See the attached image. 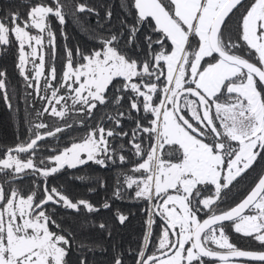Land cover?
Returning a JSON list of instances; mask_svg holds the SVG:
<instances>
[{
    "label": "snow or ice",
    "instance_id": "1",
    "mask_svg": "<svg viewBox=\"0 0 264 264\" xmlns=\"http://www.w3.org/2000/svg\"><path fill=\"white\" fill-rule=\"evenodd\" d=\"M131 6L137 19L129 28L127 45L136 43L142 26L151 29L144 38L148 49L144 59L122 50L119 38L111 35L89 53L77 48L78 59L67 50L59 80L54 63L45 75V37L55 59V33L49 17L65 24L61 0L30 5L26 19L18 11L0 18V46H10L12 38L17 42L19 74L46 102L37 115L65 117L67 100L72 108L80 105L79 110L90 115L98 105L109 102L110 86L115 88L113 103L121 105L127 98L129 119L135 121L130 143L139 158L131 171L141 176L126 175L124 183L128 189L135 186V197L150 205L136 264H206V258L220 264H233L232 258L264 262V251L242 250L233 244L225 224L230 222L235 233L264 247V175L239 204L216 211L225 190L258 158L264 159V0H252L241 14L235 41H226L222 28L226 18L243 7L242 0H132ZM76 11L94 9L78 4ZM154 45L160 50L155 51ZM241 49L244 55L239 54ZM6 75L0 71V93L11 108ZM42 91L50 95H41ZM132 112L138 115L132 117ZM124 115L119 112V118L109 119L119 128ZM47 127L43 122L34 125L37 130ZM61 131L57 127L46 136ZM128 135L97 126L80 142L46 158L54 166L41 169L33 157L45 134L37 131L27 143L5 152L0 172L11 169L20 174L30 169L48 177L65 166L75 168L89 161L107 167L116 152L109 138ZM145 140L147 148L142 147ZM21 153L31 155L22 160ZM119 161L124 163L126 157L120 155ZM44 163L41 159L40 164ZM210 188L212 194L205 195ZM115 195L119 197V189ZM49 202L76 211L81 207L99 211L88 201L73 202L55 187H45L37 200L36 192L24 196L15 188L6 192L0 186V264H67L71 242L46 209ZM201 213L206 217L203 220ZM155 216L164 221L158 237L152 231ZM117 219L123 224L127 217L118 213ZM153 243L155 251H149ZM115 264H123L121 258Z\"/></svg>",
    "mask_w": 264,
    "mask_h": 264
},
{
    "label": "trees",
    "instance_id": "2",
    "mask_svg": "<svg viewBox=\"0 0 264 264\" xmlns=\"http://www.w3.org/2000/svg\"><path fill=\"white\" fill-rule=\"evenodd\" d=\"M37 2L50 3L51 0H0V18L10 12L18 11L26 19L29 6ZM251 2L252 0H248L243 3V7L235 10L226 20L225 26L222 28L226 41L239 39L241 14ZM61 3L64 4L65 24L61 25L55 17H49V24L55 33L54 60L52 48L47 46V37H45L46 46L44 48L45 68L48 71V68L54 63L58 80L66 63L67 50H72L74 57L78 59L75 55L77 48L84 53H89L93 49H98L102 40L110 38L111 35H116L119 38L118 47L128 52L129 55L139 59L147 57L148 49L144 38L151 34L149 27L142 26L141 30L136 33V43L131 47L127 45L130 38L129 28L136 23L137 19L136 10L131 6L132 0H61ZM78 4H85L94 11L77 12ZM109 12H111L110 18ZM29 31L35 33L32 29ZM153 38L155 39V36ZM12 39L13 43L10 46H0V71L7 74V93L12 105L9 108L0 93V158H5L4 154L7 150L14 149L18 144L27 143L31 138H34L37 131L46 134L48 131H54L57 127L62 128L63 131L41 141L33 157L37 167L41 169L51 167V162L46 158L59 154L73 142H80L90 130L97 126H103L106 129L112 128L116 132H128L129 135L109 138L110 144L116 152L114 161H107V167L88 162L75 168L65 167L48 177L33 171L18 175L2 171L0 172V186H3L6 192L15 188L24 196L36 192L37 200L42 198L45 187L49 190L55 187L73 202L85 200L99 209V211L88 212L83 207L76 211L59 204L46 206V209L52 213L53 219L60 225L63 234L70 239L71 248L66 257L67 264H81L82 260L84 264H115L117 257L121 258L123 264H136V254L141 249L144 235L147 232L149 213L146 209L150 205L147 201L135 197V186L128 189L124 183L126 175L134 178L141 176L140 173L131 171L139 158L135 156L134 148L130 143L135 121L129 119L127 98L122 101L121 105L113 103L115 88L110 86L109 102L106 105H98L90 115L86 111H80V105H77L76 108L69 107L63 118L54 117L48 113L37 115L38 112L43 111L45 101L39 98L33 88L27 86L26 81L19 74L17 68L18 44L14 38ZM136 44H139V49ZM153 47L155 51L160 50L157 45ZM161 81H163V77H161ZM114 84L118 87L119 80L114 81ZM61 91L65 92L64 89ZM119 112H124L125 115L120 118L121 127L117 128L115 120H110L109 117L119 118ZM131 115L136 117L138 114L132 112ZM40 122L47 124L48 127L35 129L34 125ZM147 145L148 141L145 140L142 147L147 148ZM19 155L22 160H26L31 153ZM120 155L126 157L124 163L119 161ZM41 159L45 160L44 164H40ZM263 174L264 159L258 158L254 166L238 177L233 183L234 186L230 188L235 189L237 194L241 192V196L246 192L248 194ZM19 177L21 179L12 181ZM117 189H119V197L115 195ZM211 194L210 188V191L205 195ZM225 196H227V192L223 194V197ZM104 203H108L110 207L105 209ZM221 205L223 206L224 203ZM219 206L220 203H218ZM118 213L127 217L123 224L117 219ZM204 218L206 217L201 213L200 219ZM154 220L152 231L154 237H158L164 221L159 216H155ZM226 225V232L231 242L238 248L264 251V247L259 242L235 233L231 224ZM60 229L52 227L53 231H60ZM149 251H155L154 243L150 246ZM206 263L212 264L213 262L206 260Z\"/></svg>",
    "mask_w": 264,
    "mask_h": 264
},
{
    "label": "flooded vegetation",
    "instance_id": "3",
    "mask_svg": "<svg viewBox=\"0 0 264 264\" xmlns=\"http://www.w3.org/2000/svg\"><path fill=\"white\" fill-rule=\"evenodd\" d=\"M240 52H244V51H240ZM247 58L253 59V57L251 55H249ZM233 183H235V181ZM226 192H227V196L223 197V199L219 202L220 206L216 208V211H218V212L227 210V209H229L231 207H234L247 194V192H246L243 196H241V192L239 194H237V191L235 189L232 190L231 188L228 191H225V193ZM230 196H232V197L230 198ZM222 203H224L223 206L221 205ZM227 224H230V222L227 223ZM248 251H251V250H248ZM244 263H246V262H244ZM248 264H255V263H248Z\"/></svg>",
    "mask_w": 264,
    "mask_h": 264
},
{
    "label": "rangeland",
    "instance_id": "4",
    "mask_svg": "<svg viewBox=\"0 0 264 264\" xmlns=\"http://www.w3.org/2000/svg\"><path fill=\"white\" fill-rule=\"evenodd\" d=\"M35 33L34 34H37V32H38V30H35V29H32ZM26 51H27V49H26ZM43 52H44V49H43ZM239 54H241V55H243V54H245L244 52H240ZM36 63H39V60H37L36 61ZM31 68H32V65H31V63H29L28 65H27V69L29 70V75H32V73H31ZM47 70H46V68H45V75H47ZM40 83H41V88H43V84H44V78L43 77H41V80H40ZM61 94H66L65 92H62L61 91ZM41 95H50V93H45V92H41ZM64 102L62 101V104H63ZM67 104H68V110H69V107H71V100H67ZM45 106H46V102H45ZM57 107L59 108L60 107V105H57ZM68 112V111H67ZM89 162H92V161H89ZM88 163V162H87ZM92 163H94V162H92ZM52 166H54V165H52V163H51V167ZM78 166H81V165H78ZM77 166V167H78ZM65 167H67V166H65ZM64 167V168H65ZM4 171H9L10 173H12V174H14V175H18V174H15L11 169H8V170H4ZM29 171H32V170H30V169H27V170H25L24 172H22V173H26V172H29ZM22 173H20V174H22ZM139 178V177H138ZM233 229V228H232ZM206 264H208V263H206ZM212 264H220V263H215V262H213ZM233 264H248V263H244V262H233Z\"/></svg>",
    "mask_w": 264,
    "mask_h": 264
},
{
    "label": "water",
    "instance_id": "5",
    "mask_svg": "<svg viewBox=\"0 0 264 264\" xmlns=\"http://www.w3.org/2000/svg\"><path fill=\"white\" fill-rule=\"evenodd\" d=\"M246 1H248V0H242L243 3H245ZM234 11H235V10H234ZM234 11H233V12H234ZM230 15H231V14H230ZM230 15H229V16H230ZM228 18H229V17H228ZM228 18H226V20H227ZM47 137H48V136H46V134H45V138H47ZM43 140H44V139H43ZM43 140H41V141H43ZM41 141H39L38 144H39ZM13 154H15V153H13ZM25 154H29V153H25ZM263 175H264V174H263ZM18 179H21V178H20V177H19V178H15V179H13L12 181H17ZM251 190H252V189H251ZM251 190H250V191H251ZM250 191H249V192H250ZM249 192H248V193H249ZM247 195H248V194H247ZM247 195H246V196H247ZM246 196H245V197H246ZM245 197H244V198H245ZM244 198H243V199H244ZM243 199H242V200H243ZM242 200H241V201H242ZM241 201H240V202H241ZM240 202H239V203H240ZM239 203H237V204H239ZM237 204H236V205H237ZM48 205H53V203L49 202ZM48 205H46V206H48ZM54 205H55V204H54ZM236 205H235V206H236ZM46 206H45V207H46ZM227 223H229V222H225V224H227ZM206 260L209 261L207 258H206ZM232 260H233V262H246V263L264 264V262H260V261H251V260H247V259H245V258H232ZM210 262L220 263L218 260H216V261H210Z\"/></svg>",
    "mask_w": 264,
    "mask_h": 264
}]
</instances>
